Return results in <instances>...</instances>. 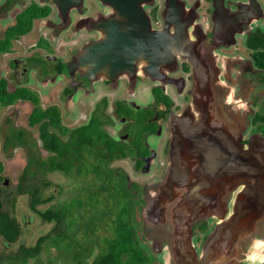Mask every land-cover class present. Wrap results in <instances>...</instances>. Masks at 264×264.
Here are the masks:
<instances>
[{
  "label": "flooded vegetation",
  "instance_id": "flooded-vegetation-1",
  "mask_svg": "<svg viewBox=\"0 0 264 264\" xmlns=\"http://www.w3.org/2000/svg\"><path fill=\"white\" fill-rule=\"evenodd\" d=\"M179 8L182 10L175 13L182 20L200 24L203 31L202 48L190 43L187 51L197 54L201 50L207 58H178L173 66L158 64L154 69L161 75L160 81L147 74L150 65L140 59L121 73H113L105 63L89 75L75 64L87 46L97 53L106 47L101 43L106 38L107 22L116 14L99 0H0V88L6 99H14L5 106L0 101V194L2 212L16 219L21 228L15 215L17 195H29L32 201L39 196L36 209L32 201L30 206L41 218L40 213L63 211L69 206L65 201L44 211L38 209L55 202V197L49 201L42 192L52 185L47 180L50 174L59 172L75 182L90 178L79 195L94 197L97 207L108 206L102 201L111 199L116 187L115 198L130 202L121 218L127 221L124 215H132L131 228L137 239L134 245L148 249L150 264H161L148 239L151 224L145 214L155 187L170 177L173 119L189 109L192 115L199 114L194 107L198 69H215L234 83L238 81L239 86L225 88L226 92L213 85L221 97L220 102H213L225 105L226 96V105L232 102L234 110L248 95L246 108L240 112L243 122L236 118L235 126L243 128V146L264 142V0H181ZM145 9L150 30L160 32L170 25L171 34L177 31V16L168 13L167 0H154ZM21 25L28 29L25 34L16 33ZM134 28L130 29L134 34L140 30ZM204 81H208L206 76ZM18 103L28 107L25 126L19 124L22 112ZM216 144L223 147V143ZM20 148L27 162L15 184L6 172ZM192 177L191 173L186 180ZM200 196L207 199L206 194ZM98 198L101 201H96ZM121 218L115 219L112 237L100 238L99 255L107 249L106 241L116 236ZM67 219L74 216L51 222L55 224L53 232L64 235L65 225L80 222L70 224ZM216 223L204 220L193 226L187 237L194 251L203 252ZM3 240L5 253L0 264H10L17 255L7 251L14 243ZM163 243L162 247L174 246L173 241ZM82 263L89 264L88 255L75 260V264Z\"/></svg>",
  "mask_w": 264,
  "mask_h": 264
},
{
  "label": "water",
  "instance_id": "water-1",
  "mask_svg": "<svg viewBox=\"0 0 264 264\" xmlns=\"http://www.w3.org/2000/svg\"><path fill=\"white\" fill-rule=\"evenodd\" d=\"M99 1L116 16L107 22L106 38L101 43L106 47L97 53L94 47L87 46L76 59L75 64L89 75L105 63L113 73H121L140 59L150 65L147 74L162 81L154 69L158 64L173 66L178 58H207L201 50L197 54L187 51L190 43L196 49L202 48L203 31L200 24L194 26L175 13L182 10L181 0H167L168 13L177 16L178 29L174 34L170 33V25L160 32L150 30L145 5L154 0ZM218 4L221 9V1ZM166 20L169 22L170 17ZM132 27L140 30L134 34ZM233 84L226 73L198 69L194 107L199 114L194 116L189 109L172 121L170 177L155 187L145 214L153 228L151 232H161L163 237L153 238L149 231L148 239L156 254L168 251L169 264H241L238 261H243L249 246L257 240L264 241V142L243 146V128L235 126L233 103L226 105L229 100L224 96L225 105H218L210 97L211 91H217L213 85L226 92ZM232 128L236 132L230 133ZM227 139L235 141L223 142ZM214 141L223 143L225 150ZM191 173V181L186 180ZM200 193L206 194L207 199H201ZM204 220L217 223L199 253L187 236L197 222ZM168 241L174 242L173 248L161 246Z\"/></svg>",
  "mask_w": 264,
  "mask_h": 264
},
{
  "label": "rangeland",
  "instance_id": "rangeland-1",
  "mask_svg": "<svg viewBox=\"0 0 264 264\" xmlns=\"http://www.w3.org/2000/svg\"><path fill=\"white\" fill-rule=\"evenodd\" d=\"M237 86H239V83L238 81H235L234 87ZM248 90H246L245 92L248 93ZM211 93L213 94L210 97L220 102L219 98L221 97L216 95V93H214L213 91H211ZM248 98V95L243 96V102L233 110L235 117L239 120H242V122L243 119L241 118L244 115L241 117L240 112L241 110L246 108L245 104ZM23 105L24 104L20 103L19 107L17 108L22 112V119H20L19 124L25 126L26 118L28 115V107ZM250 107L252 108V105H250ZM247 111H249V108L246 110V112ZM246 120L247 118L244 119V126H246L247 124ZM234 132H236V130L235 128H232L230 133ZM43 157H46V153H43ZM10 162L11 163L8 164L10 166V169L7 168L6 173L8 177L14 181L15 184H18L27 162L25 151L21 148L18 149L16 153V159L10 160ZM47 180L52 183V185L49 186V188L44 187L45 190H42L43 196L44 198L53 196L55 197V202L49 205L39 206L38 209L40 211H44L50 205H56L59 202L69 201L68 208L71 210V215L74 216V219L70 221V224H75L77 221L80 222L77 225L70 226L64 224L66 233L64 235L56 236L57 233L53 232L55 224L44 223L38 216V214L31 210L30 205L32 198L29 195H17V209L15 211V215L22 224V235L16 243L10 246L11 250H8L7 252L11 254L13 253V255L15 253L17 255L21 247H34L41 237L53 234L52 236H56L59 238V240L57 239V246L59 248L57 249V247L52 245L48 240V242H46L42 247L40 258L31 260L29 264H75L76 259H84L87 255L88 263H93L95 258L99 255L100 248L102 246L101 242L99 243L100 238L104 239L107 237H112V233L114 232V228L116 226L115 219H119L122 217V213L126 211V207L130 202L122 197H120L119 199L115 198V196L113 195L116 193L115 187L113 190L112 198L106 200L103 199L102 201V204L108 206L101 205L100 207H97L95 205L94 197H81L79 195V192L83 187H85V184L90 181V178H87V180H85L84 182H75L70 179L64 178L62 173L57 172L54 174H50ZM76 195H79L80 197L73 198ZM96 201H101V199L98 198L96 199ZM128 217H130V219ZM131 217L132 215L129 214L124 215V218L129 219V221H131ZM215 221L216 220H212V222ZM91 225L92 228L89 229ZM149 228L150 230H153V228ZM96 229L98 230L97 234L94 232ZM151 235L153 238H155L162 235V233L159 232L156 235L151 233ZM141 236L143 237V234H141ZM80 241L81 243H79ZM252 245L249 246L246 255L252 254L250 251ZM4 248V240L2 237H0V256L1 254L5 253ZM256 251H260L259 248H257ZM158 257L161 264H169V261L167 260V258L170 257L168 251L163 250L161 255L158 254ZM245 257L243 261H238V263L245 264Z\"/></svg>",
  "mask_w": 264,
  "mask_h": 264
},
{
  "label": "trees",
  "instance_id": "trees-1",
  "mask_svg": "<svg viewBox=\"0 0 264 264\" xmlns=\"http://www.w3.org/2000/svg\"><path fill=\"white\" fill-rule=\"evenodd\" d=\"M27 31L28 29L24 30L23 25H21L16 33L25 34ZM16 97H19V94H16ZM22 97L26 98L25 95H22ZM0 101L1 104L5 106L6 104L14 102V99H12V101L6 99L4 90L0 88ZM35 191L39 195L40 190L37 189ZM48 200H53V197H50ZM40 202V197H35L32 201L33 209H36V205ZM2 205L0 194V235L7 242L15 243L22 235V228L16 219H11V216L8 213L2 212ZM69 214L71 215V210L69 208H65L63 211H54L53 209H50L45 213H40V216L44 222L51 223L60 222L63 218L66 219ZM129 219L126 221L121 218L117 221L118 227L115 234L116 236L111 240L108 239L106 241L107 249L97 257L93 264H150L147 255L148 249H138L134 245L135 242H137V239L134 234L135 231L131 228V221H129ZM70 221V219H67V222L70 223ZM52 235L53 234L42 237L34 247H21L19 253L17 256L13 257L14 259L10 264H29L31 260H34L35 258L39 259L42 245L48 240L58 249L57 239L59 240V238L56 236L59 235Z\"/></svg>",
  "mask_w": 264,
  "mask_h": 264
},
{
  "label": "clouds",
  "instance_id": "clouds-1",
  "mask_svg": "<svg viewBox=\"0 0 264 264\" xmlns=\"http://www.w3.org/2000/svg\"><path fill=\"white\" fill-rule=\"evenodd\" d=\"M259 248L260 251H256ZM251 255H246L245 264H264V241H255L250 249Z\"/></svg>",
  "mask_w": 264,
  "mask_h": 264
}]
</instances>
